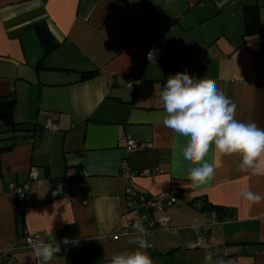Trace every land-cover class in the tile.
Listing matches in <instances>:
<instances>
[{"label": "crops", "instance_id": "crops-1", "mask_svg": "<svg viewBox=\"0 0 264 264\" xmlns=\"http://www.w3.org/2000/svg\"><path fill=\"white\" fill-rule=\"evenodd\" d=\"M251 5L259 7L261 34L245 41L242 9ZM42 22L57 46L48 55L33 29ZM154 40L164 47L147 61ZM184 71L215 81L238 120L264 128V0H0V102H15L12 119L25 131L0 126V148L13 145L0 152V253L13 249L0 264H34L27 235L68 239L51 264H108L133 247L129 185L149 196L180 190L164 212L175 236L145 237L153 264H203L206 251L227 264H264V202L249 207L238 195H264V176L239 172L233 155L194 188L182 146L156 123L166 78ZM126 76L137 85L128 87ZM48 120L58 131L44 129ZM121 140L143 147L128 153ZM31 166L41 184L20 198L10 187L26 183ZM123 168L134 176L129 183ZM201 200L223 211L195 210ZM212 216L203 234L191 227ZM199 237L204 244L191 249Z\"/></svg>", "mask_w": 264, "mask_h": 264}, {"label": "clouds", "instance_id": "clouds-1", "mask_svg": "<svg viewBox=\"0 0 264 264\" xmlns=\"http://www.w3.org/2000/svg\"><path fill=\"white\" fill-rule=\"evenodd\" d=\"M159 98L163 111L157 114L156 123L168 130L173 143L181 145L180 159L189 168L187 173L194 188L212 181L223 158L239 157L238 171L251 176H264V128L255 122L236 118L237 105L219 90L215 81L196 78L187 71L170 74L166 78ZM212 154L209 161L207 157ZM59 189L53 192L57 195ZM238 195L252 207L264 202V195L251 189ZM129 236L132 248L114 253L108 264H153L146 253L147 231L141 222L132 225ZM191 227L199 230L194 222ZM31 256L34 264H51L68 239L60 242L37 241ZM203 264H227L220 257L206 251Z\"/></svg>", "mask_w": 264, "mask_h": 264}, {"label": "built area", "instance_id": "built-area-1", "mask_svg": "<svg viewBox=\"0 0 264 264\" xmlns=\"http://www.w3.org/2000/svg\"><path fill=\"white\" fill-rule=\"evenodd\" d=\"M164 45L161 40H154L149 44L145 59L149 61L153 54L159 52L163 49ZM125 80L128 82V87H133L137 85V80L134 77L126 76ZM44 129L51 132L58 131L57 126L50 120H48L44 126ZM120 144L125 146V150L128 153L134 152L143 146H138L131 141L121 140ZM158 171L152 172V174H158ZM121 177L127 181L128 183L134 178L133 174L126 169H122L120 173ZM139 175V174H138ZM143 176V174H140ZM31 183L41 184L39 179V172L38 169L34 166H31L28 170V180L26 183L16 186L13 185L10 187V192L20 198H24L29 190ZM180 196V190L178 188L170 189L166 192H162L157 195L149 196L143 195L137 192L134 188L130 185L125 190V197H126V204L128 209V214L130 215L129 225H132L136 222H141L148 232H165L169 236H175L176 229L170 226V219L164 215V212L176 205L178 198ZM192 207L195 210L200 211L201 204L200 203H193ZM152 214H160L161 216L158 219H154ZM212 221L208 222L199 230L202 234L207 231L209 226L215 225V217L212 216ZM25 249L33 252L34 249V242L42 241L38 235H27L25 236ZM204 244L203 237H199L196 244L191 246L190 248H198ZM149 245V244H148ZM151 246L149 245L147 249H150ZM13 249L5 250L0 254L2 256H9Z\"/></svg>", "mask_w": 264, "mask_h": 264}, {"label": "trees", "instance_id": "trees-1", "mask_svg": "<svg viewBox=\"0 0 264 264\" xmlns=\"http://www.w3.org/2000/svg\"><path fill=\"white\" fill-rule=\"evenodd\" d=\"M242 19H243V40H252L254 37H258L261 34L260 20H259V7L257 5L244 6L242 9ZM33 29L37 35L39 43L43 49L45 55L51 53L57 46L53 42V39L46 28V25L42 23H37L33 26ZM97 75V71L85 72L80 74V81L89 80ZM15 102L13 100L1 101L0 102V126L6 128V133L17 134L23 133L25 131L21 130L20 124H16L12 119V113ZM13 148L10 145L6 148L1 149L0 152L8 151ZM201 212L210 213L213 212L215 215L223 209L211 206L206 203V201L201 200Z\"/></svg>", "mask_w": 264, "mask_h": 264}]
</instances>
